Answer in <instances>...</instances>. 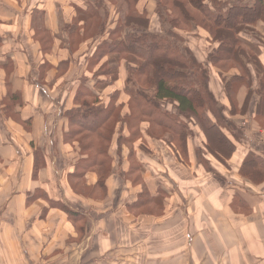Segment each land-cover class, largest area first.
<instances>
[{"label":"crops","instance_id":"1","mask_svg":"<svg viewBox=\"0 0 264 264\" xmlns=\"http://www.w3.org/2000/svg\"><path fill=\"white\" fill-rule=\"evenodd\" d=\"M20 1L0 0V72L4 73L6 69L0 79V91L9 85L21 83L13 89L20 90L22 95V106L19 108L21 118H32V126L31 131L18 132L23 141H27L22 144L23 148H18L13 132L22 128L13 119L5 118L6 130L4 143H0V156L3 166L13 167L18 174L15 179L6 174L5 179H0V264H264V179L253 183L238 173L239 165L245 160L256 155L264 157V127L255 121L253 99L246 105L245 113L238 114L237 110L232 109L223 84L211 66V91L216 101L224 107L223 113L228 120L235 121L239 117L235 122L244 130L243 138L228 135L235 151L225 160V164L218 160L211 164L216 165L220 173L216 170L210 174L205 173V168L199 164L195 154L196 146L191 140L188 157L185 159L174 146L163 148L158 140L147 137L142 126L140 129L145 139L138 142L144 144L146 150H142L139 144L138 151L142 150L151 156L145 153L150 159L137 161L144 163L141 174L145 176V185L150 193L145 186L144 190L149 195L138 197L143 188L131 192L126 184L122 194L116 196L118 207L113 209L110 216H104V213L97 215L99 213L94 212V205H88L92 211L88 206L84 211L82 207L73 205L71 198L78 201L85 198L71 195L67 191L69 198L65 201L57 193L62 187L56 190L53 181L42 176L43 171L54 172L53 162L56 164L57 159H60L59 163H63L64 154L70 152L73 156L68 159L65 169H71L70 162H73L71 158L75 153L64 147L60 84L56 82L52 89L44 85L40 87L37 80L33 85L28 84V77L20 73L24 70L20 68V60L26 58L19 51L16 38H21L27 52V46L32 48L33 58L43 63L47 52L51 53L57 43L67 39V36L60 38L61 30L71 23L76 11L85 9V0L83 3H80L82 0H34L31 6L24 2L21 6ZM27 1L30 3V0ZM24 5L28 8L24 9ZM37 17L39 22H36ZM40 23L53 37L44 52L33 36V25ZM253 30L248 36H245L247 33L243 36L246 40L255 38L248 42L255 44L257 58L264 68V20L258 21ZM197 33L202 41H207L205 32L199 30ZM31 40L36 42L33 47ZM193 41L195 39L189 38L186 41L191 50L194 49ZM86 44L79 51L87 50ZM212 45L216 46L215 43ZM45 57H52V60H48L57 67L69 54L56 47L55 53ZM79 70L75 66L77 72L74 81L78 79ZM31 78L37 79V71ZM56 88L59 90L53 96ZM30 91H33L31 97ZM105 91L100 93L101 101L106 100ZM42 93L47 95L42 96ZM245 93V88L240 90L234 100L238 108L244 102ZM167 108L174 112L172 105ZM230 109L234 112H229ZM51 113L57 121L53 125L52 137L50 135V139L46 138L50 147H43L44 153L49 156V163L39 171L37 179L32 180L30 170L34 149L31 144H34V148L45 144L41 130ZM244 119L248 122L243 123ZM55 144L59 147V155L52 147ZM156 148L161 151L159 155ZM163 150L166 151L164 158ZM202 155L205 159L211 158L210 155ZM226 170L230 178H223ZM19 172L23 173V177L26 176L24 181L19 179ZM124 173H117L115 177L124 179ZM90 176L87 179L89 185L96 182V177L93 180ZM191 176L197 177L196 182ZM39 187L48 194L49 200L61 201L70 210L83 214L84 227L79 228L83 221L76 222L63 208L55 207L59 205L53 202L47 206L39 198L26 206L27 196ZM55 193L61 198L56 197ZM235 197L241 199L244 205H239ZM135 201V207H146L149 204L154 208L149 212L132 211L125 207L118 209L120 204L130 206ZM184 202H187L185 207Z\"/></svg>","mask_w":264,"mask_h":264},{"label":"trees","instance_id":"2","mask_svg":"<svg viewBox=\"0 0 264 264\" xmlns=\"http://www.w3.org/2000/svg\"><path fill=\"white\" fill-rule=\"evenodd\" d=\"M140 1L122 0L124 11L113 28L106 24L107 15L105 21L100 15L101 0H86L85 9L76 13L75 18L83 14L86 24H90L91 20L97 21L98 36L103 35L102 38H89L87 50H83L82 56L76 52L77 57H81L80 61L75 62L77 68L82 65L87 54L86 60L92 63L91 68L98 66L92 73L93 83L84 84L77 79L67 89H63L59 96L63 138L69 140L71 136H77V142L82 145L81 134L85 133V138L92 140L84 148L80 147L79 159L75 163L77 166L69 174L81 180L80 175L85 171L96 172V184L100 188H90V191L106 188V178L114 161L108 154V147L112 136L119 133L117 149L120 150L122 140L125 141L124 129L130 131L127 137L132 142L143 126L149 138L155 141L167 138L166 143L178 149L185 159L188 157L189 141L193 135L198 136L195 154L202 166L207 163L202 154L213 155L225 164V160L234 153V144L228 135L243 138L244 130L235 122L239 117L230 121L224 115V107L216 101L211 91L207 68L196 60L185 45L183 38L187 33L196 34L202 30L207 39L216 44L208 53L207 61L222 82L232 109L237 110L238 114L245 113L246 105L253 99L255 121L264 127V68L257 53L244 41L243 36L246 30L254 31L255 24L264 20V0H154V12L160 24L159 33L148 31L150 19L145 9L139 6ZM33 30L34 38H42L41 35L47 41L53 38L41 23L34 24ZM113 35L120 37L112 38ZM48 47L49 44L45 42L43 52ZM109 55L117 56L116 62L124 59L125 66L120 64L115 69L108 67L110 59H106V56ZM100 86L108 88L105 101L100 100V93L105 90L99 91ZM244 88L245 99L238 108L234 100ZM87 98H93V102ZM168 105H172L174 112L167 108ZM21 106L20 90L7 89L2 97V110L11 115L18 126L31 131L32 118H21ZM232 109L229 112H234ZM242 121L248 122L246 119ZM194 128L197 132H194ZM93 136L108 143L105 146L95 145ZM140 148L146 150L144 144H140ZM33 149L30 170L32 180L37 179L39 171L49 163L43 148ZM85 149L88 152L83 157L81 154L85 155ZM0 163H3L2 156ZM239 166L238 173L243 178L253 183L264 179L263 156L256 155ZM80 170V174L76 175V171ZM135 170L140 171L138 161L128 168L124 178L129 179L131 173L136 174ZM80 193L75 195L85 198L84 193ZM145 195L149 194L143 188L138 197ZM39 198L47 206L51 202L59 205L55 207L63 208L76 222L83 221L79 228L84 227L83 214L70 210L61 201L43 197L39 188L27 196L25 205ZM235 201L244 205L238 197H235ZM136 205V201L130 204Z\"/></svg>","mask_w":264,"mask_h":264},{"label":"rangeland","instance_id":"3","mask_svg":"<svg viewBox=\"0 0 264 264\" xmlns=\"http://www.w3.org/2000/svg\"><path fill=\"white\" fill-rule=\"evenodd\" d=\"M91 1H93V0H91ZM23 2L27 3L31 6L33 4L34 0L33 1L30 0V3L27 0H21L19 2V4L22 6ZM83 2H84V0H82V2H80V3H83ZM229 2H233V1L230 0ZM120 5H122V6H120ZM139 6H141L143 9H145V12H146L148 18L150 19V26H149L148 31L151 33H156V32L159 33L160 32V24H159L158 18L156 16V13L154 12V8H155L154 0H141L139 2ZM23 8L26 9V8H28V6L25 7V5H24ZM123 11H124V5H123L122 0H101V6L99 9V12H100V15L104 21H105L106 15H107L106 24L109 25V28H113L115 26L114 24L116 23L118 18L122 17ZM34 12H36V11L34 10ZM76 12H80V11H76ZM57 15H60V14H57ZM75 17H77L76 14L74 15V17H72L70 25L66 26L65 28H62V30H61L62 34H61L60 38H64L63 36H67L66 37L67 39L57 43V46H54L52 48V51H51V53L52 52L55 53L56 47H57L59 50L66 51L69 54V57L66 58V59H68V61L65 63H59L60 64L59 67H56L55 65L51 64V62L49 60H52V57H48L49 60L45 57L47 54H51L50 52H47V54L43 57L45 60L43 63H38L37 59H34L32 56V54H33L32 48L27 46V48L29 49V51L27 52V49L22 46L21 38H18V37L16 38L17 44L19 47V51L21 53H23L24 57L26 58L24 60H20V62H21L20 68H22V70L24 69L23 72H20V73L22 75H24L25 77H28V79H29L28 84L33 85V83H36L38 81L37 83H39V85H44L45 87L47 86L49 88L51 87V89H52L54 84L57 82L58 84H60L59 86L63 90V89H67L73 83V81L75 79L76 72H77V71H75V62H77V60L80 61V58H81V57H77L78 53L76 54V52H79V53L83 52V51H78V50L85 42L88 44L89 38H102V36H103V35L98 36V29L96 27L97 21L91 20L90 24H86V21L84 20L83 14L79 15L78 18H75ZM38 19L39 18L37 17L36 22H39ZM100 20L101 19H99V21ZM79 31H81V32H79ZM251 31H252V29L246 30L245 32L247 34L245 36H248L251 33ZM166 32H168V30ZM81 33H83V35H81ZM106 33L107 32H105V34ZM193 33L194 32H191V33H187L185 35V38H183L185 40V45H187L186 44L187 38H189L190 40L195 39V41H193V43H194V45H193L194 49H192L193 51L190 49L191 48L190 46H189L190 48L188 46L187 47L192 51L196 60L199 63L203 64L205 66V68H207L208 74H209V72L211 71V65L207 61V56H208V53L214 48L212 45L214 43L210 42V40H208V39H207V41L204 42L201 40V38H199V36L196 32L195 33L197 35L193 34ZM168 36H169V33H168ZM179 36H180V33H179ZM40 37H42V38H34V40L39 42L42 50H43V45L45 44V42L47 44H50L53 41V38H51L50 41H47L46 40L47 38L44 35H41ZM119 37H120V35H113L112 36V38H119ZM178 39H180V38H178ZM247 39L251 41V40H254L255 38H247ZM248 40H246L244 38V41L251 48H253L255 50V44L250 43V41L248 42ZM202 42H203V45L201 46ZM35 43L36 42L31 40V46L32 47ZM30 50H32L31 54H30ZM255 52H256V50H255ZM27 55L29 56V60L27 59ZM80 56H82V55L80 54ZM88 56H89V54H87L83 58L82 65L78 67V69L80 68V70L78 72V80L77 81H81L84 84L93 83L92 73L95 72L96 69L98 68V66H95V69L91 68L92 63L88 62L86 60ZM115 58H117V56H114V55L106 56V59H110V63H108V65H107L108 67L115 69L120 64L122 67L125 66V60L124 59L123 60L119 59V61L116 62ZM36 71H37V79L31 78V76L35 75ZM213 71H214V69H213ZM5 72H6V69H4V73L2 72L3 75L0 72V79L3 78ZM8 73H9V71H7V74ZM22 75H21V77H22ZM20 84L21 83L9 85L6 88L4 86H2V87H4V89L0 91V120H2V122L0 121V143H4L3 137H5V130H6L5 118L6 119H12L11 115H6V113L2 110V97H3L4 91H7V89H13L15 87H19ZM35 85H37V84H35ZM26 88H27V86L25 87V89ZM102 89H104L103 86H100L98 88L99 91ZM105 89H106V91L108 90V88H105ZM56 90H59V89H57V88L54 89L53 96H54ZM42 94H43L42 96L47 95L44 93H42ZM31 96H33V91H30V97ZM25 99L28 100L26 97V94H25ZM87 99L89 102H93V98H87ZM25 104H26L25 108L27 109L28 104L26 101H25ZM61 116H62V113H61ZM56 121H57V118L54 115H52V113H51L49 115L48 121L46 123H44L42 130H41V127H39V130L43 131V133H44L42 136H43V140L45 143V144L40 145L41 149L45 145H47V146L49 145V144H47L46 138L50 139V135L52 134V129L54 128L53 125H54V123L56 124ZM21 128L22 129L19 128L18 130L13 132L15 139L17 140L16 145L18 148H23L22 144L27 142V141H23L22 137H20V135H18V132L22 133L21 130H27L25 127H21ZM37 130H38V128H36V131ZM129 132L130 131H126L124 129L123 134L125 136V138H124L125 141L122 140V142L120 144L121 145L120 150L117 149V142L119 141V138H120L119 133L114 134L111 138L112 140L110 141V144L108 147V154L114 161H113L112 169L106 178V188L104 189L105 191L100 190V189L90 191V188H100L96 184L97 183V173L92 171V170H87L82 175H80L81 180L73 178V176H72L73 174L69 175L71 170L72 169L75 170V168L77 166V165L75 166V163L79 159L78 153L81 151L80 147L84 148L85 144H87V142L92 141V140L85 138V136H86L85 133L81 134L83 137L82 138V142H83L82 145H80L77 142V136H75L74 138H72V136H71L70 137L71 139H69V140H65L63 138L64 147L69 148V150H67V151H69V152L72 151L75 153V156L73 158H71L73 160V162H70V168L71 169H67V170L65 169L68 166V164H67L68 159L71 156H73V153L71 154V152H70V154H67V153L64 154L65 159H64L63 163H59L60 159H57L56 164L53 162L52 166L55 168L54 172L48 171V170L43 171L42 176L49 177L53 181L52 185L54 187H56V190L59 191V187H62L61 191L57 192V193H59L60 196L63 197L65 201H68V198H69L67 191L69 194L74 195V196H75V193L81 192V193H84L85 200L78 201L76 198L70 197L71 203L73 205H78V206L82 207V209L84 211H86L88 205H91V206L94 205V208H93L94 212L99 213L97 215H100V213H104L103 214L104 216L107 214H108V216H110L113 209H116L118 207V203L116 202V196H119L122 194V188L124 187V185L127 184L128 187L131 188V190H130L131 192H136L139 188L142 189V188H144V186L146 187L145 176H143L141 174L142 169H143L142 164H144L142 161L140 164V171L135 170L136 174L131 173L129 176V179L120 178V180H119L117 177H115L117 175V173L120 174L121 172L128 171V168L133 167L137 160L150 159L147 155L151 156V154H148L147 152H145L147 154L146 155L142 150L138 151V145L140 144L138 141L140 140V142H141L142 140L145 139V136H144L142 130L140 129V134L137 136L138 138L136 137V139H134L132 142H130L128 137H127L130 134ZM194 132H197L195 128H194ZM62 135H63V133H62ZM146 136L148 137V135H146ZM51 137H52V135H51ZM94 138H95V142H94L95 145L102 144L103 146H105L108 143V141L105 142L102 138H100L98 136H93V139ZM167 140H168L167 138H164V140H162V138H161V140L159 139L157 142L161 143L162 147L165 148V147L169 146V144L166 143ZM196 140L198 142V136L193 135L191 138V141H192L194 146L196 144ZM31 145H32L31 147L33 149L34 144L32 143ZM49 147H50V145H49ZM52 147L54 148L57 155H59V147L56 144ZM84 151H85V155L81 154V155H83V157L86 156V152H88V150L85 149ZM156 151H157L158 155L161 152L159 148H156ZM139 153H140V156H139ZM90 154H91V151H90ZM165 156H166V151L163 150V158ZM210 157L211 158L206 159L207 163H205L203 165V167L205 168V173L210 174L211 172H215L214 170L219 172L216 165L215 166L211 165L214 162V160H218V158L214 157L213 155H210ZM152 160H153V158H152ZM217 162H221V160H218ZM20 165H22V164H20ZM146 167L147 166H145L144 168L146 169ZM80 172H81V170L76 171V175H79ZM19 173H20L19 179L20 180L22 179V181H24L23 178H25L26 176L23 177V173L22 174H21V172H19ZM5 174L7 176L15 179V176L18 174V172L15 171L13 167H11V166L10 167H7V166L4 167L3 163H0V179H5ZM88 175H92V176H90V179H93V180H95V177H96V182L89 185L87 183ZM195 177L191 176V179L196 182ZM230 177L231 176L227 173V170H226L224 172L223 178H230ZM196 179H197V177H196ZM29 180H31V179L29 178ZM118 181H120V182L118 183ZM25 183H26V181H25ZM39 190H40V194L43 195V197L44 196L48 197V194L45 193L40 187H39ZM146 190L148 193H150L147 187H146ZM170 190H171V188H170ZM57 193H55L56 197L61 198ZM185 194L188 195V192L185 191ZM103 195H105L104 198L102 197ZM120 205H122V206H120ZM120 205L118 208L119 210H121L122 207H125V208H128V210H132V211L149 212L148 210H153V208H154L153 205H149V204L146 207L145 206L135 207V206H128V205L124 206L123 204H120ZM186 205H187V202H184L183 207H185ZM89 209H90V211H92L91 207H89ZM241 210H244V209H241Z\"/></svg>","mask_w":264,"mask_h":264}]
</instances>
